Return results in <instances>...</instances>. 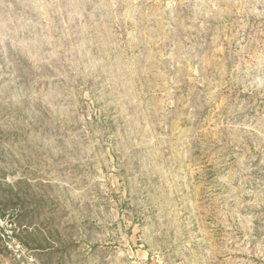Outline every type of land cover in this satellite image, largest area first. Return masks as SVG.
I'll list each match as a JSON object with an SVG mask.
<instances>
[{
	"label": "rangeland",
	"instance_id": "1",
	"mask_svg": "<svg viewBox=\"0 0 264 264\" xmlns=\"http://www.w3.org/2000/svg\"><path fill=\"white\" fill-rule=\"evenodd\" d=\"M0 264H264V0H0Z\"/></svg>",
	"mask_w": 264,
	"mask_h": 264
}]
</instances>
